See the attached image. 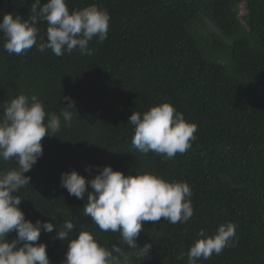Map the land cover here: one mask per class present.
I'll return each instance as SVG.
<instances>
[{"label": "trees", "instance_id": "obj_1", "mask_svg": "<svg viewBox=\"0 0 264 264\" xmlns=\"http://www.w3.org/2000/svg\"><path fill=\"white\" fill-rule=\"evenodd\" d=\"M66 3L70 11L95 5L110 15L108 38L103 43L93 38L91 56L76 49L57 57L36 46L9 54L0 33V116L12 98L36 94L61 121L58 136L43 138L42 157L25 173L30 184L17 193L25 218L57 228L71 220L69 239L88 229L106 246L119 245L118 233L102 232L84 215L86 196L77 199L61 187V174L75 169L91 179L104 165L125 175L148 170L189 184L193 216L177 224L163 218L144 223L137 243L152 247L142 264H187L199 231L211 235L228 222L235 225L234 246L196 264H264V0ZM31 4L0 0V19L4 13L27 19ZM37 27L45 35L46 22ZM162 101L197 126L191 147L172 159L132 146L130 115ZM65 110L72 113L71 126H65ZM14 162L0 161V169L17 167ZM57 228L41 229L37 241L46 244L51 264H62L67 251ZM16 236L12 231L8 239Z\"/></svg>", "mask_w": 264, "mask_h": 264}, {"label": "clouds", "instance_id": "obj_2", "mask_svg": "<svg viewBox=\"0 0 264 264\" xmlns=\"http://www.w3.org/2000/svg\"><path fill=\"white\" fill-rule=\"evenodd\" d=\"M41 21L47 24L43 36L37 27ZM109 22L108 11L95 5L70 11L66 0H47L43 5L41 0H32L27 19L3 14L0 33L9 54L21 55L36 46L41 53L51 49L57 57L76 49L81 55L91 56L94 49L89 48L90 42L94 37L99 43L108 38ZM64 99L67 105H74L70 97ZM62 116L65 126H71L72 113L65 110ZM128 121L134 129L132 146L145 155L154 152L172 159L177 153H185L196 139L197 126L168 101L153 104L143 113L132 112ZM60 130V117L55 112H46L36 94L21 93L4 104L0 116V161H15L17 167L0 169V264H51L46 244L37 241L41 229L51 233L57 226L49 221L37 219L33 223L26 219L17 193L30 184L25 173L42 157L43 138L58 136ZM60 184L77 199L85 201L86 196L84 215L102 232L118 233L121 241L108 247L88 229L79 230L69 239L75 225L66 220L56 233V238L68 241L62 264H137V261L142 264L152 247L147 241L142 246L137 243L144 223L157 224L163 218L177 224L193 216L189 184L166 180L148 170L135 169V174L125 175L111 165H104L94 177L86 179L73 169L62 172ZM12 231L17 236L9 240ZM198 237L187 252V264L218 255L225 247L234 246L238 239L231 222L221 224L211 235L201 229ZM124 243L130 246L128 250L121 246Z\"/></svg>", "mask_w": 264, "mask_h": 264}, {"label": "rangeland", "instance_id": "obj_3", "mask_svg": "<svg viewBox=\"0 0 264 264\" xmlns=\"http://www.w3.org/2000/svg\"><path fill=\"white\" fill-rule=\"evenodd\" d=\"M240 10H241V14H244L245 13V4L244 3H242L240 5Z\"/></svg>", "mask_w": 264, "mask_h": 264}]
</instances>
